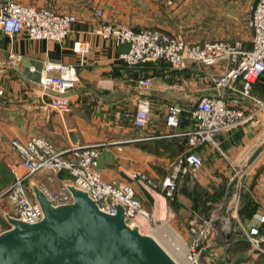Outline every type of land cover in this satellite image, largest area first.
<instances>
[{
    "label": "crops",
    "instance_id": "crops-1",
    "mask_svg": "<svg viewBox=\"0 0 264 264\" xmlns=\"http://www.w3.org/2000/svg\"><path fill=\"white\" fill-rule=\"evenodd\" d=\"M17 1L35 6L51 2L59 12L75 15L76 21L61 42L29 39L24 32L9 36L0 31V232L9 228L6 217L10 207L4 194L13 180L9 168L18 165L10 141L34 135L49 140L58 149H65L75 132L82 145L100 148L98 166L103 177L130 183L151 216L149 222H139L137 218L136 225L141 232L145 227L151 230L155 222L171 218L173 213L160 188L142 184L129 175L140 172L159 187L186 148L183 133L195 124L190 107L197 98L211 92L208 74L222 72L224 65L206 67L185 61L183 67L174 68L168 62L157 60L128 66L118 58L128 45H115L110 38L96 33V29L104 22H112L139 29L154 27L179 35L189 43L239 39L250 45L249 7L257 0ZM96 8L103 10L101 16L95 15ZM75 41L87 42L88 50L83 54L75 52ZM11 52L21 55L17 66L9 64ZM47 61L68 64L77 71L78 80L68 94L70 105L62 112L48 105L49 97L39 85ZM141 78L150 79L148 88L139 85ZM250 94L251 97L240 99L246 109L254 107L253 98L264 100V75L253 83ZM141 97L150 99L149 116L145 126L134 127L131 118ZM172 103L183 106L174 129L165 124L167 106ZM263 130L264 110L252 126L236 127L221 134L219 146L225 154L237 156L238 162L247 161ZM212 151L209 147L200 149L205 154ZM249 165L252 167L250 189L259 197L258 212L264 205V152ZM18 173L24 174L20 165ZM47 175L42 172L27 177L26 187L32 198L33 187L42 186ZM58 176L59 184L68 182L66 172ZM155 231L152 233L161 235ZM222 238L215 247L227 261L230 259L227 252L242 251L248 245L244 238L234 237L228 231Z\"/></svg>",
    "mask_w": 264,
    "mask_h": 264
},
{
    "label": "built area",
    "instance_id": "built-area-1",
    "mask_svg": "<svg viewBox=\"0 0 264 264\" xmlns=\"http://www.w3.org/2000/svg\"><path fill=\"white\" fill-rule=\"evenodd\" d=\"M102 14L101 8L95 9L96 16ZM75 21V15L59 12L51 2L34 6L24 5L17 0H0V31L9 36L24 32L29 39L61 42ZM248 27L252 33L250 45L239 39L189 43L158 29L136 30L112 22H104L97 27L96 33L110 38L115 45H128V49L118 55L128 66L157 60L168 62L174 68L183 67L185 61L206 67L224 65L222 72L208 74L211 92L200 97L190 107L189 113L195 124L183 133L186 148L162 178L159 187L140 172L130 173L129 177L153 188H160L166 198L173 199L179 178L187 172L198 170L203 164V157L197 153L198 148H217L224 155L219 148L218 137L236 127L252 126L257 121L258 115L264 110V100L253 98L254 107L246 109L241 105L240 99L251 97L253 83L264 75V0H257L249 7ZM73 50L83 54L88 50V43L75 41ZM20 60V54L9 53L11 66H17ZM77 80L74 66L47 61L40 75L39 85L41 91L49 97L48 105L62 112L70 105L68 94ZM139 85L148 88L150 79L141 78ZM149 110L150 99L139 98L131 124L134 127L145 126ZM182 110L183 106L177 103L167 106V127H177ZM10 145L18 157V165L10 166L13 180L4 192L10 207L9 216L28 223L40 221L43 217L42 210L29 194L26 179L45 172L59 182L58 175L64 171L68 174V182L59 184L57 190L47 191L40 186L52 205L72 202L67 185H73L85 191L103 212L114 214L115 205L120 204L124 208L128 224H136L137 218L150 221V214L133 186L118 179L106 180L98 166L101 149L93 145H82L77 133H72L71 142L65 149H58L49 140L35 135L25 140L11 139ZM19 165L23 167L24 174L18 173ZM49 180L53 181L51 177ZM239 198L240 192L233 190L226 205L220 208L221 214L213 213L208 218L189 222L186 229L190 238L187 240L180 237L185 248L183 257L180 258L182 260L177 264H228L215 247L217 230L214 226L221 215L230 212L232 218L237 216ZM261 207L246 223L238 220V228L234 230L241 228L242 235L250 246L264 252V205ZM230 225L227 218L222 228L230 231ZM150 228L153 232L155 227L151 225Z\"/></svg>",
    "mask_w": 264,
    "mask_h": 264
},
{
    "label": "water",
    "instance_id": "water-1",
    "mask_svg": "<svg viewBox=\"0 0 264 264\" xmlns=\"http://www.w3.org/2000/svg\"><path fill=\"white\" fill-rule=\"evenodd\" d=\"M259 152L255 149L247 164ZM235 183L232 178L224 205ZM67 189L72 202L54 206L40 186L33 187L43 214L38 222L6 217L9 228L0 232V264H177L154 237L126 222L120 204L109 214L85 191L73 185Z\"/></svg>",
    "mask_w": 264,
    "mask_h": 264
},
{
    "label": "rangeland",
    "instance_id": "rangeland-1",
    "mask_svg": "<svg viewBox=\"0 0 264 264\" xmlns=\"http://www.w3.org/2000/svg\"><path fill=\"white\" fill-rule=\"evenodd\" d=\"M173 36L179 37V35ZM227 39H230V37H228ZM262 134L263 136H261L255 144V149L260 148V153L258 155L264 152V130ZM200 149L202 150V148L197 149V153L201 157H203L202 166L196 171L188 172L186 175H184L183 178L179 179L177 191L174 198H167L168 206L173 213L171 218H166L152 224V226L155 227L153 231L156 232L155 230H157V232H159L161 235L157 236L156 234L152 233L150 230H148V227H145L142 231L143 233L154 236L157 240H159L161 244L167 249L168 253L174 256L178 261L182 260L180 259L182 258V256H180V254L177 253L176 250H174L173 246H175L177 242H182V240L180 239L181 236L183 238H186L187 240L190 238L186 229L189 222L199 221L202 218H208L213 213H222V210L220 208L222 206H225L227 203L226 201L224 205V198L227 192V186L232 178H236V183L233 185L231 192L233 190H238L240 192L238 209L240 208V206L245 205L246 199H250L252 203L257 206L260 205L257 192L250 189V175L252 167L250 168V165L247 164L246 161L238 162L236 160L237 156L227 153H224L223 155L217 148L212 149L213 153L210 152L206 154L201 153ZM50 177L53 179V181L49 180ZM42 184V186L47 191H55L59 186V182L56 181V179L52 175H47L46 178L43 179ZM227 218H229V221L231 223L230 231H228L230 233L233 232L234 228H238V220H240L241 223L245 222L241 220L239 211H237V216L234 218H232L230 212L226 213L225 215L219 216L214 226L217 230L215 242L216 244L221 240L224 232H226L222 227L224 226V220ZM220 219H222L221 222ZM132 222L134 223V220H132ZM238 230L240 232V235L238 234L237 237L239 236L241 238H244L241 228H239ZM174 234L179 237V241H177ZM262 247L264 250V243L262 244ZM226 254L230 258L227 261L229 264H264V252L258 251L257 249L255 250L252 246H250L249 243L248 245H245L243 247L242 251L236 250L231 254H229L228 252Z\"/></svg>",
    "mask_w": 264,
    "mask_h": 264
},
{
    "label": "trees",
    "instance_id": "trees-1",
    "mask_svg": "<svg viewBox=\"0 0 264 264\" xmlns=\"http://www.w3.org/2000/svg\"><path fill=\"white\" fill-rule=\"evenodd\" d=\"M134 29L139 30V28H134ZM187 173L183 174L179 179L183 178L184 175H186ZM67 177H68V174H67ZM257 210H258V206L255 205L254 203H252V201L250 199H246L245 205L240 206V208L238 209L239 216H240L242 221H245V220L249 219L253 214H255L257 212ZM4 226L6 227V225H4ZM239 233H240L239 230L236 229V230H233V232L231 234H232V236L237 237V235Z\"/></svg>",
    "mask_w": 264,
    "mask_h": 264
},
{
    "label": "bare ground",
    "instance_id": "bare-ground-1",
    "mask_svg": "<svg viewBox=\"0 0 264 264\" xmlns=\"http://www.w3.org/2000/svg\"><path fill=\"white\" fill-rule=\"evenodd\" d=\"M235 176V175H234ZM138 220H139V222L141 221V220H143L144 221V219L143 218H138ZM145 221H147V220H145ZM170 228V227H169ZM170 231H172V230H170ZM175 235V234H174ZM175 237H176V239H177V241H179V237L177 236V235H175ZM163 248H164V250L168 253V251H167V249L161 244V242L159 241V240H157L156 238H154ZM177 246V247H176ZM174 247V250H176L177 251V253H179L180 254V256H182L183 257V252H184V244L180 241V242H177V244H175V246H173ZM172 247V248H173ZM169 254V253H168ZM172 258H173V260H175V262H177V263H179V261L174 257V256H172L171 254H169Z\"/></svg>",
    "mask_w": 264,
    "mask_h": 264
}]
</instances>
